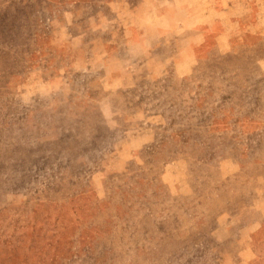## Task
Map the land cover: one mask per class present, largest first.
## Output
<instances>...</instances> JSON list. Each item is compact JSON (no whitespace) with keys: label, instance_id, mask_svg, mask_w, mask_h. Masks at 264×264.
Here are the masks:
<instances>
[{"label":"rangeland","instance_id":"374dc122","mask_svg":"<svg viewBox=\"0 0 264 264\" xmlns=\"http://www.w3.org/2000/svg\"><path fill=\"white\" fill-rule=\"evenodd\" d=\"M0 264H264V0H0Z\"/></svg>","mask_w":264,"mask_h":264}]
</instances>
